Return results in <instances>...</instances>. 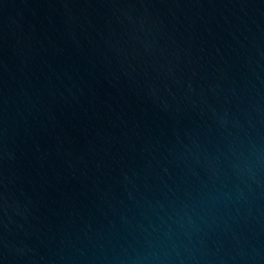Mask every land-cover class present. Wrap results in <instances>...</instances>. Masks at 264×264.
<instances>
[{
	"label": "water",
	"instance_id": "95a60500",
	"mask_svg": "<svg viewBox=\"0 0 264 264\" xmlns=\"http://www.w3.org/2000/svg\"><path fill=\"white\" fill-rule=\"evenodd\" d=\"M0 264H264V0H0Z\"/></svg>",
	"mask_w": 264,
	"mask_h": 264
}]
</instances>
